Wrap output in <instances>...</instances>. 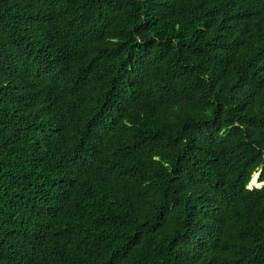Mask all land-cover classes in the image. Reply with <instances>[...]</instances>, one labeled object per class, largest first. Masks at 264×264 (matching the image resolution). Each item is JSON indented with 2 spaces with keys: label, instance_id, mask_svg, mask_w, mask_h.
Here are the masks:
<instances>
[{
  "label": "trees",
  "instance_id": "1",
  "mask_svg": "<svg viewBox=\"0 0 264 264\" xmlns=\"http://www.w3.org/2000/svg\"><path fill=\"white\" fill-rule=\"evenodd\" d=\"M263 183L264 0H0V264H264Z\"/></svg>",
  "mask_w": 264,
  "mask_h": 264
},
{
  "label": "rangeland",
  "instance_id": "2",
  "mask_svg": "<svg viewBox=\"0 0 264 264\" xmlns=\"http://www.w3.org/2000/svg\"><path fill=\"white\" fill-rule=\"evenodd\" d=\"M260 172H261V171H260ZM260 172H258V173L260 174ZM255 175H256V174H255ZM255 175H254V177H255ZM260 176H261V174H260ZM260 176H259V178H260ZM254 177H253V178H254ZM257 179H258V178H257ZM261 187H263V184H262ZM261 187H260V188H261ZM253 188H259V187H258V184H255V185H251V184H250L249 189H253Z\"/></svg>",
  "mask_w": 264,
  "mask_h": 264
},
{
  "label": "water",
  "instance_id": "3",
  "mask_svg": "<svg viewBox=\"0 0 264 264\" xmlns=\"http://www.w3.org/2000/svg\"><path fill=\"white\" fill-rule=\"evenodd\" d=\"M261 172H262V170H261ZM261 172H260V173H261ZM259 176H260V174L258 175V178H259ZM252 180H253V179H252ZM251 183H252V181H251ZM263 185H264V183H263Z\"/></svg>",
  "mask_w": 264,
  "mask_h": 264
},
{
  "label": "clouds",
  "instance_id": "4",
  "mask_svg": "<svg viewBox=\"0 0 264 264\" xmlns=\"http://www.w3.org/2000/svg\"><path fill=\"white\" fill-rule=\"evenodd\" d=\"M259 179H260V178H258V180H257L258 182H259ZM259 183H260V182H259ZM250 184H251V183H250ZM249 186H250V185H249Z\"/></svg>",
  "mask_w": 264,
  "mask_h": 264
},
{
  "label": "bare ground",
  "instance_id": "5",
  "mask_svg": "<svg viewBox=\"0 0 264 264\" xmlns=\"http://www.w3.org/2000/svg\"><path fill=\"white\" fill-rule=\"evenodd\" d=\"M254 178H255V177H254ZM254 178H253V179H254ZM257 178H258V177H257ZM257 180H258V179H257ZM257 182H258V181H257Z\"/></svg>",
  "mask_w": 264,
  "mask_h": 264
}]
</instances>
